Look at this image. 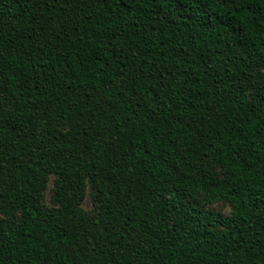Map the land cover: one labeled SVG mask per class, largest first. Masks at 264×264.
<instances>
[{"label":"trees","instance_id":"trees-1","mask_svg":"<svg viewBox=\"0 0 264 264\" xmlns=\"http://www.w3.org/2000/svg\"><path fill=\"white\" fill-rule=\"evenodd\" d=\"M0 264H264V0H0Z\"/></svg>","mask_w":264,"mask_h":264},{"label":"rangeland","instance_id":"rangeland-1","mask_svg":"<svg viewBox=\"0 0 264 264\" xmlns=\"http://www.w3.org/2000/svg\"><path fill=\"white\" fill-rule=\"evenodd\" d=\"M51 196V187L48 188V190L46 191V199H49ZM204 206L203 208L209 210H213L215 212H218L220 214H224V215H228L230 214L231 210H232V206L229 202L227 201H215L212 203H208L206 201L203 200ZM84 207L87 209H91L92 208V202L89 198H87L84 203H83Z\"/></svg>","mask_w":264,"mask_h":264}]
</instances>
